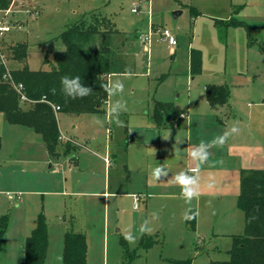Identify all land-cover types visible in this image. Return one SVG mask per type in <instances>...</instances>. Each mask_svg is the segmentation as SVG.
I'll return each mask as SVG.
<instances>
[{"label":"rangeland","instance_id":"1","mask_svg":"<svg viewBox=\"0 0 264 264\" xmlns=\"http://www.w3.org/2000/svg\"><path fill=\"white\" fill-rule=\"evenodd\" d=\"M248 1L253 2L252 8L260 7L251 10L254 24H250L249 29L232 25V18H239L233 11ZM12 5V30L5 43L8 47L18 43L28 44L26 61L32 70L49 69V64L44 63L45 59L53 60L56 52L66 48L60 35L82 19L89 20L96 14L98 18L102 16L108 19L119 31L98 35L91 41V45L96 49L109 46L114 51L109 82L123 78L126 68L134 73L132 78L124 79L122 97H109L101 112L80 116L57 113L60 132L70 140L68 142L73 146V152L77 151L81 167L93 163L98 169L103 168L106 146L112 141L117 158L107 156L112 165L108 170L110 174L107 172L111 180H128L126 164L130 165L133 175L137 174V166L143 165L152 170L160 164L166 167L169 164L168 159L165 162L158 161L157 146L151 149L139 142L138 129L148 127L155 121L157 101L171 104L179 124L186 121L179 116L191 104L194 112L191 127L196 137L202 123L200 104L207 99L205 88L209 85L229 86L232 106L237 105L238 112L245 117H248L251 103L264 106V0H15ZM177 12L182 14L175 16ZM165 29L171 30L177 38L178 46L175 50H171L161 40V32ZM141 35H150V43L141 40ZM192 49L199 50L203 57L202 71L198 74H192L190 69ZM4 55L11 69L21 67L19 62L10 58L9 50L5 49ZM115 99L127 102V111L119 117L124 122L122 127L117 126L114 120L105 119ZM96 116L104 120L102 126L93 123V117ZM168 118L173 119L172 116ZM0 119V136L7 135L12 125L5 121L2 114ZM227 120L224 117V121ZM231 127L232 124L227 125L226 130ZM22 128L28 129L25 126ZM131 129L134 140L128 139L126 134V130ZM240 129L251 138L264 135V126L257 123L242 125ZM219 135L203 137V141H210ZM37 136L38 142H23L20 146L17 144L21 143V138L19 142L11 143L8 142L11 138H7L0 161H6L11 154L18 160L32 159L36 161L33 169L42 172L39 176H48L52 172L50 165H46L45 147L42 152L39 148V142H43L44 146L45 142L39 134ZM14 159L10 168L19 165ZM3 161L1 165L5 164ZM9 176L12 177V173L0 171V214L9 216L8 233L4 236L0 251V264H25L22 245L25 242L24 215L29 210L26 201L38 197L41 199L43 193L48 200L51 195L46 194V191L50 188L47 185L35 186L31 189L42 192L38 196L28 195L24 188L7 180ZM18 191L25 192L21 196L24 203L17 200ZM8 193L14 195L15 199L11 200ZM118 205V199H110L112 236L109 242L105 243L99 235L88 236V264H172L168 259H191L192 264H212L230 258L229 251L233 247L230 238L206 237L203 244L197 246L196 239L190 235V229L182 237L179 232L171 229L162 232L160 244L147 252L140 249L139 255L131 259L114 235L120 227ZM79 206L82 213L81 203ZM152 239L156 241V238ZM140 240L135 246L128 244L130 251L139 246Z\"/></svg>","mask_w":264,"mask_h":264},{"label":"crops","instance_id":"2","mask_svg":"<svg viewBox=\"0 0 264 264\" xmlns=\"http://www.w3.org/2000/svg\"><path fill=\"white\" fill-rule=\"evenodd\" d=\"M252 6L253 2L248 1L235 8L233 13L239 18H232L231 23H243L249 29V25L254 24L251 15L252 9H255L256 6L255 8H252ZM256 9L258 10L260 7ZM10 19L12 21V18ZM22 24L23 22L20 23V26ZM10 33L6 35L7 39ZM200 109L202 123L197 137L193 135L191 127L194 120L191 104L186 111L180 114V119H186L181 124L176 121L174 113L173 119L166 118L165 127L162 129L156 120L152 125L138 129L140 141L138 138L137 140L151 149L157 146L158 161L165 162V160H169V164H166L167 167L165 166L169 171V176L159 182L151 178V170L143 165L137 166V174L133 175L129 164L125 165L129 172L128 180L123 181L116 178L111 180L110 176H107V172L110 174L109 171L112 165L109 164L107 156L117 158L112 141L106 146V157L103 160L105 166L101 169H98L93 163L81 167L77 151L73 152L72 150L73 146L70 147L69 153H62L58 158L53 159L43 142H39V148L42 152V148L45 147L46 165H50V171L52 172L48 176H39L42 172L36 168L33 169L36 161L32 159H14L13 154L7 158L8 163L2 159L0 163L5 162L6 167L0 164V171L12 173V177L9 176L7 180H11L15 186L24 188L26 194L38 196L42 191L31 189L35 186L47 185L50 188L49 191H46V194L51 195L48 200L44 198L45 193H43L41 199L38 197L26 201L29 210L24 215L23 226V236L26 240L36 228L38 217L44 211L43 214L48 224L49 239L44 264H63L64 238L68 231L84 234L87 240L91 234L99 235L105 243H108L112 236L110 229L111 198H116L119 201L118 223L120 227L114 235L118 237L121 246V240L124 239V235L128 231L138 235L140 239L143 237L156 238V244L161 243L160 236L162 232L174 229L179 232L180 236L183 233H188V220L183 219V213L188 207H191L193 212L196 213V229L191 230L192 234L190 235L194 236V240L196 239L195 245L197 244V246L202 245L206 237L214 239L230 238L234 242V235L243 234L245 217L237 206L240 194V176L242 170L264 169V135L251 138L240 127L247 124L254 125L255 123L264 126V106L251 103L248 117H245L238 112L237 105L233 104L232 106L230 92L229 106L212 107L206 99L204 103L200 104ZM183 114L184 117L181 116ZM224 117L228 118L227 122L224 121ZM5 121L7 122L6 118ZM235 122H238L239 133L231 136L222 148L213 147L210 149L208 161L200 166L201 196L199 199L193 200L190 206L186 205L180 195L181 190L172 182V177L180 171L191 173L197 167L196 162L187 153L199 144L203 137H209L213 134L222 135L227 131L226 126L233 125ZM10 125L12 126L6 132L7 135L1 136L0 157L5 149L7 138H11V140L8 139L9 143L11 141L19 142L21 138V143L17 146H20L23 142L27 144L34 140L38 142V136L33 134L35 132L32 129L22 128V125ZM126 134L128 139L134 140L132 129L126 130ZM65 144L63 143V145ZM12 158L14 162L19 163L18 167L10 168L13 166V163H11ZM133 165L134 163L131 166ZM145 172H148V174L146 175ZM208 183H213L214 187L208 189L206 186ZM25 192L18 191L17 200H20L21 203H24L21 196ZM9 195L12 194L8 193L10 198ZM208 201L212 202L211 206H209ZM80 203L82 213L79 211ZM138 204L139 207L137 208ZM127 207L131 210H128ZM153 212L158 213V219L152 218ZM145 220L150 222L149 226L152 231L148 234H140L139 228ZM140 243L137 248L140 247ZM168 261L170 262L169 259Z\"/></svg>","mask_w":264,"mask_h":264},{"label":"trees","instance_id":"3","mask_svg":"<svg viewBox=\"0 0 264 264\" xmlns=\"http://www.w3.org/2000/svg\"><path fill=\"white\" fill-rule=\"evenodd\" d=\"M15 0H0V10L8 9ZM232 25L243 23L232 22ZM247 29L248 27L245 26ZM119 33L115 25L105 17L93 15L89 20L82 19L71 25L61 35L65 50L56 52L53 60L45 59L49 69L32 70L27 64L28 44L18 43L7 46L3 41V53L11 52L10 58L22 66L11 70V79L5 78L6 70L0 66V114L11 124L22 125L39 134L45 142L51 158L56 159L62 153H69L71 144L60 141L57 113L64 112L80 116L103 111L109 96L103 85L109 83L114 64L113 50L109 46L96 49L91 45L94 37L101 34ZM202 53L191 50L190 69L192 74L202 71ZM80 76L82 82L93 88L91 95L83 98L67 99L61 89L62 76ZM22 85L19 90L16 86ZM55 88V94L51 89ZM206 98L212 107L229 106L230 88L224 85H209L205 88ZM25 96V99H23ZM59 108V110H57ZM155 120L159 127H165L166 118L173 116L170 103L157 101ZM2 137L0 136V151ZM238 208L244 213L245 230L243 234L233 236V247L227 261L212 264H264V169L242 170L240 176V194ZM195 218L188 220L190 230L196 229ZM9 226L8 214H0V251ZM157 242L143 237L140 247L130 251L125 239L121 244L126 255L133 259L138 251L149 250ZM49 245L48 224L45 215L38 217L37 226L26 238L23 248L25 264H44ZM88 244L84 234L68 231L64 238L63 264H88ZM172 264H192L191 259L170 260Z\"/></svg>","mask_w":264,"mask_h":264},{"label":"clouds","instance_id":"4","mask_svg":"<svg viewBox=\"0 0 264 264\" xmlns=\"http://www.w3.org/2000/svg\"><path fill=\"white\" fill-rule=\"evenodd\" d=\"M134 73L131 71L130 68L125 69V73L123 78H117L109 83L103 85L105 92L110 98L113 97H122V94L125 89L124 79H130ZM61 89L63 91L64 96L70 100L76 99H83L92 94L93 88L86 85L82 82L80 76H69L65 75L61 77L60 80ZM52 93L55 94L56 89H51ZM127 111V102L123 99H115L109 106L108 112L106 114L105 119L114 120L117 126H124V122L119 119L120 115ZM93 123L97 125H103L104 120L100 117L96 116L93 117ZM240 131L238 127V122H235L232 127L225 131L222 135L214 137L210 141H203L201 140L199 144L195 147L191 148L187 155L196 162L197 167H195L191 173L188 171H180L177 172L174 177H172V182L180 188V195L184 200L186 205H191L193 200L199 199L201 196V176H200V166L204 165L210 156V149L213 147L222 148L229 138L234 135L238 134ZM167 139V138H164ZM169 176L168 169L163 165L160 164L151 170V178L159 182L164 178ZM208 189H212L214 187L213 183H208ZM209 206H211L212 202L208 201ZM153 219H158V213H152ZM195 218V214L191 207L185 209L183 213L184 220H192ZM150 222L145 220L143 224H141L139 228L140 234H148L152 231L151 227L149 226ZM140 237L136 234H133L131 231H128L124 235V239L128 242L129 245L135 246L138 242ZM62 259V257H61Z\"/></svg>","mask_w":264,"mask_h":264},{"label":"built area","instance_id":"5","mask_svg":"<svg viewBox=\"0 0 264 264\" xmlns=\"http://www.w3.org/2000/svg\"><path fill=\"white\" fill-rule=\"evenodd\" d=\"M12 9H13V5H11L6 10H0V66L2 65L6 70L4 77L9 78V79H11V70L12 69L8 66V60L3 53L2 47H3V41L6 38V35L9 34L12 30V21L10 19ZM133 11L137 12L136 9H134ZM141 40H143L146 43H150V41H151L150 35H148V36L141 35ZM161 40L163 42H166L171 49H175L178 46V41H177L176 36L169 29H165L161 32ZM16 88L21 90L22 85H18V86H16ZM23 99H25V96H23ZM57 110H59V108H57ZM181 116L184 117L185 115L183 114ZM59 139L62 143H67L68 141H70L64 135H61ZM9 196L11 199H15L14 195H9Z\"/></svg>","mask_w":264,"mask_h":264},{"label":"water","instance_id":"6","mask_svg":"<svg viewBox=\"0 0 264 264\" xmlns=\"http://www.w3.org/2000/svg\"><path fill=\"white\" fill-rule=\"evenodd\" d=\"M182 14V12H177V13H175L174 15L175 16H180Z\"/></svg>","mask_w":264,"mask_h":264}]
</instances>
